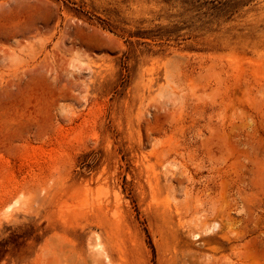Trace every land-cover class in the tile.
<instances>
[{"label":"rangeland","instance_id":"1","mask_svg":"<svg viewBox=\"0 0 264 264\" xmlns=\"http://www.w3.org/2000/svg\"><path fill=\"white\" fill-rule=\"evenodd\" d=\"M0 264H264V0H0Z\"/></svg>","mask_w":264,"mask_h":264},{"label":"bare ground","instance_id":"2","mask_svg":"<svg viewBox=\"0 0 264 264\" xmlns=\"http://www.w3.org/2000/svg\"><path fill=\"white\" fill-rule=\"evenodd\" d=\"M97 247H99V245Z\"/></svg>","mask_w":264,"mask_h":264}]
</instances>
